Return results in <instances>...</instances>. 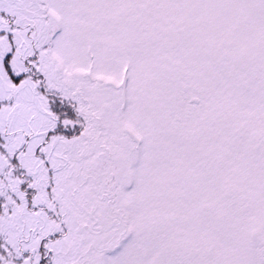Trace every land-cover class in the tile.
<instances>
[{
	"label": "rangeland",
	"instance_id": "374dc122",
	"mask_svg": "<svg viewBox=\"0 0 264 264\" xmlns=\"http://www.w3.org/2000/svg\"><path fill=\"white\" fill-rule=\"evenodd\" d=\"M169 35L177 44H214L219 61L220 44H264V0H0V264H35L42 238L52 234L56 239L45 246L57 252L53 264L92 258L98 264H264V159L247 151L228 162L227 187L245 188L240 198L249 207L242 211L226 208L221 192L207 198L215 178L199 170L193 147L185 145L178 157L177 145L166 140L161 161L158 145L148 140L154 190L167 184L182 186L183 193L207 189L195 196L207 208H173L151 194L149 229L165 220L171 238L182 232L189 245L207 250L202 257H181L152 232L142 252L133 250L126 238L129 223L140 230V194H131L133 211H119L117 200L110 209L109 193L99 192L107 178L96 161L104 137L96 127L109 119L98 101L107 108L120 92L96 76L119 81L127 69L129 109L138 119L145 110L156 116L163 70L152 58L159 44H170ZM239 105L230 92L235 127ZM185 166L193 171L184 172ZM229 195L231 201L235 194ZM57 215L70 228L63 237Z\"/></svg>",
	"mask_w": 264,
	"mask_h": 264
},
{
	"label": "flooded vegetation",
	"instance_id": "af4514ba",
	"mask_svg": "<svg viewBox=\"0 0 264 264\" xmlns=\"http://www.w3.org/2000/svg\"><path fill=\"white\" fill-rule=\"evenodd\" d=\"M141 10L144 11L137 10L138 16L141 15ZM141 23L143 25L142 20ZM176 35L179 34L174 35L175 39L178 37ZM175 39H171L169 35L166 41L170 44H159L160 48L152 58L156 63L161 62L160 67L163 70L162 77L158 75L161 81L157 94L162 96V101L154 112L156 116L145 110L138 119V112L129 109V84L127 82L125 96L121 85L124 74L119 81L107 76L100 79L111 82L116 87L115 91L120 92V98H109L107 108L101 100L98 101L109 119L107 122H97L96 127L98 134L104 136L98 138L99 153L96 161L100 166L99 172L107 178L105 184L99 186V192L103 190L104 193H109L106 200L109 201L110 209L115 208L117 200L119 211L126 208L133 211L132 207L136 204L130 200L131 194H140L144 211L140 230L135 232L134 226L129 223V236L126 238L131 241L133 250L142 252L144 241L149 239L152 232L157 240L165 241L166 247L174 246V252L181 256L202 257L208 254L207 250H199L196 246L189 245L182 232L175 231L171 238L167 231L173 228L166 226L165 220L153 222L157 226L149 229L148 203L151 194L159 193V197H156L159 204L165 205L167 202L173 208L179 203L188 209L207 208L195 197L201 191L207 192V189L197 187L199 190L191 189L183 193L182 186L167 184L154 190L155 185L149 184V180L150 172L155 169L150 168L149 156L145 155L148 151V140L151 139L158 145L156 150L161 161H164L166 140L177 145L178 157L188 150L189 147L185 145L193 147L196 153L194 162L199 170L210 179L211 176L215 178V184L208 187L207 198L211 201V197H216L221 192L226 208L228 203L242 211L248 208L246 197L240 198V193H245V188L227 187L228 162L230 157L238 155L236 151L240 154L247 151L246 154L258 161L264 159V129L260 128V121L264 120V44H220L219 61H215L214 44H177ZM230 92L240 102L238 121L241 122L238 127L230 125L229 121ZM129 127L140 135L139 142L131 136ZM233 128L235 129L232 131ZM237 138L241 143L240 150L236 149ZM158 159L159 164L161 162ZM179 160L183 161L182 158ZM47 163L49 167L53 166L51 158L47 159ZM192 168L185 166L183 170L193 171ZM113 193L117 198L113 197ZM231 193L235 195L229 201ZM187 194L189 199L186 200ZM54 206L58 207V204L55 203ZM104 211L109 216V210L104 208ZM226 214L227 212L223 216ZM56 218V222L64 228L61 236L69 234L70 228L63 217L57 215ZM56 236L52 234L42 238L35 264H53L57 252L47 248L45 244L52 243ZM79 240L83 238L79 237ZM87 264L98 262L92 258Z\"/></svg>",
	"mask_w": 264,
	"mask_h": 264
},
{
	"label": "water",
	"instance_id": "95a60500",
	"mask_svg": "<svg viewBox=\"0 0 264 264\" xmlns=\"http://www.w3.org/2000/svg\"><path fill=\"white\" fill-rule=\"evenodd\" d=\"M91 78L94 79L95 76L91 73ZM104 76H99V79H104ZM127 82H128V72L127 70H125L124 72V77L123 80L121 82L123 91H124V96L126 95V89H127ZM129 132L131 134L132 137H134L138 142L140 141V135L131 127H129Z\"/></svg>",
	"mask_w": 264,
	"mask_h": 264
},
{
	"label": "trees",
	"instance_id": "16d2710c",
	"mask_svg": "<svg viewBox=\"0 0 264 264\" xmlns=\"http://www.w3.org/2000/svg\"><path fill=\"white\" fill-rule=\"evenodd\" d=\"M7 70L10 72V70L8 69V67H7ZM9 74H10V75H13L12 72H10ZM0 105H1V102H0ZM73 109H74V105H73L72 102H70V108H69V111H70V117H72V118H73V116H74V113L72 112ZM181 257H185V255H184V256H181Z\"/></svg>",
	"mask_w": 264,
	"mask_h": 264
}]
</instances>
